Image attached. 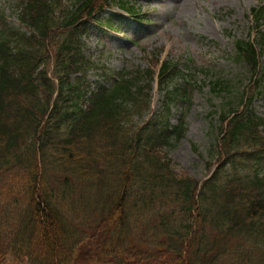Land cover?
Wrapping results in <instances>:
<instances>
[{"label": "trees", "instance_id": "trees-1", "mask_svg": "<svg viewBox=\"0 0 264 264\" xmlns=\"http://www.w3.org/2000/svg\"><path fill=\"white\" fill-rule=\"evenodd\" d=\"M111 1L141 15L133 0H20L25 30L0 29V264H264V117L253 105L264 32L236 41L249 84L221 110L206 162L218 167L200 184L168 156L184 132L172 109L190 100L176 63L162 64L163 109L143 125L154 67L111 80L102 69L110 84L91 88L104 66L81 37ZM252 11L264 21V6Z\"/></svg>", "mask_w": 264, "mask_h": 264}, {"label": "rangeland", "instance_id": "rangeland-1", "mask_svg": "<svg viewBox=\"0 0 264 264\" xmlns=\"http://www.w3.org/2000/svg\"><path fill=\"white\" fill-rule=\"evenodd\" d=\"M19 2L0 0V27L7 22L19 24ZM134 2L142 7L148 23L137 24L114 5L108 13L113 14L119 28L110 31L95 23L84 38L86 53L101 57L112 70L147 69L151 65L158 71L161 59L180 62L187 73L184 83L190 89L191 101L174 106L173 120L182 116L187 132L169 156L177 172L203 181L209 170L206 160L211 159L212 143L221 124V108L230 100L237 102L250 75L246 65L235 60V41L255 34L258 26L250 17L251 9L264 0ZM90 78L97 81L99 75L92 71ZM218 79L230 81V91L214 92ZM151 93V111L143 120L161 112L163 97L158 79L153 82ZM254 105L264 116V100L259 98Z\"/></svg>", "mask_w": 264, "mask_h": 264}]
</instances>
